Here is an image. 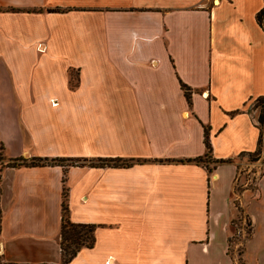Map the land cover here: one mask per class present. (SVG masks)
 I'll list each match as a JSON object with an SVG mask.
<instances>
[{
    "label": "crops",
    "instance_id": "1",
    "mask_svg": "<svg viewBox=\"0 0 264 264\" xmlns=\"http://www.w3.org/2000/svg\"><path fill=\"white\" fill-rule=\"evenodd\" d=\"M263 6L0 0V262L61 263L65 188L69 219L95 226L67 264H233L237 165L187 159L204 126L213 159L257 148L244 107L264 95ZM31 157L129 164H13ZM242 206L244 263L264 264V171Z\"/></svg>",
    "mask_w": 264,
    "mask_h": 264
},
{
    "label": "trees",
    "instance_id": "2",
    "mask_svg": "<svg viewBox=\"0 0 264 264\" xmlns=\"http://www.w3.org/2000/svg\"><path fill=\"white\" fill-rule=\"evenodd\" d=\"M256 21L264 30V6L256 13ZM181 87L184 91V95L190 103L191 96V88L181 83ZM255 105L254 107H260V113L258 115V124L256 126L259 129V137L257 142V148L254 151H242L239 153L240 157L246 156L249 161H256L260 155V142L262 140L263 131L262 128L259 127L264 125V95H259L254 98ZM239 110L232 111L231 114L237 113ZM204 143L206 147V152L202 156H198L195 158H189L187 161H194L196 163H223V162H233L232 158L228 159H213L210 155L211 145L209 141L208 128L204 126ZM66 161H70V163H65ZM113 164L126 166L129 163L125 160L121 159H107V158H95V159H87V158H41V157H31L29 160L27 159H18L13 161L14 165H26V166H36L43 164H61V165H105ZM66 189L63 188L62 193V217H61V228H60V249H61V263L67 264L77 253L79 249L82 247H91L94 241V224L91 223H75L69 219L68 214V206L66 201ZM251 231V230H250ZM251 234V232H250ZM249 234V236H250ZM228 244L230 246V239H228ZM229 251V249H228ZM2 264V263H0ZM5 264H16V263H5Z\"/></svg>",
    "mask_w": 264,
    "mask_h": 264
},
{
    "label": "rangeland",
    "instance_id": "3",
    "mask_svg": "<svg viewBox=\"0 0 264 264\" xmlns=\"http://www.w3.org/2000/svg\"><path fill=\"white\" fill-rule=\"evenodd\" d=\"M254 98L250 99L244 108L252 114L255 124H258L260 107H254ZM259 127L262 128L263 136L260 142V155L257 159L258 161H255V165H253L254 161H249L248 157L246 156L240 157L238 154L232 158V161L237 165L234 178V182H236L232 191L234 216L229 229L230 247L228 251L230 258L233 260V264H245V244L251 232V223L245 214V208L242 206V204H239V201L236 200L235 197L244 189H248L249 192H253L256 189V181L254 178L258 177V172H261L264 169V125H259ZM65 163H70V161H66Z\"/></svg>",
    "mask_w": 264,
    "mask_h": 264
},
{
    "label": "built area",
    "instance_id": "4",
    "mask_svg": "<svg viewBox=\"0 0 264 264\" xmlns=\"http://www.w3.org/2000/svg\"><path fill=\"white\" fill-rule=\"evenodd\" d=\"M202 95L203 96H205V97H208V94H207V92L206 91H204V92H202ZM258 161V160H257ZM255 163V161L253 162V165H255L254 164ZM264 171V169L259 173L258 172V177H255L254 179H255V181H256V185L255 186H257V181H258V179H259V177L261 176V174H262V172ZM236 182V181H235ZM235 182H234V184H235ZM248 190V189H247ZM246 191V189H244L240 194H237L236 195V197H235V199L236 200H238L239 201V204H242V194H243V192H245ZM233 199V198H232ZM232 202H233V200H232ZM233 206H234V202H233ZM229 244H228V249H229Z\"/></svg>",
    "mask_w": 264,
    "mask_h": 264
}]
</instances>
